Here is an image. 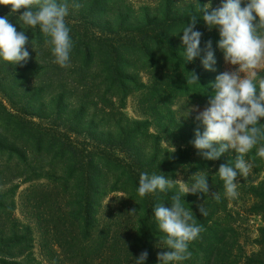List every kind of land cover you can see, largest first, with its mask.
I'll return each mask as SVG.
<instances>
[{
    "label": "trees",
    "instance_id": "16d2710c",
    "mask_svg": "<svg viewBox=\"0 0 264 264\" xmlns=\"http://www.w3.org/2000/svg\"><path fill=\"white\" fill-rule=\"evenodd\" d=\"M86 1L89 21L84 19L105 25L108 33L87 41L82 63L76 64L81 66L80 74L98 72L100 66H105L100 86L112 88L111 98L118 101V110L123 111L128 97L140 93L139 106L146 117L135 121L120 114L123 127L119 138L110 142L111 154L102 152L91 157L86 146L65 134L50 136L38 131L32 121L17 118L14 114L17 110L12 107L7 110L0 103L5 122L12 126L13 135L18 133L15 138L11 135L9 142L6 138L0 154L8 155V163L15 159L14 171L19 167L29 169L9 175L0 185L9 186L0 192V264H134L132 258H138L143 251L148 252L147 264H157L158 253L168 250L156 247L161 233L152 216L154 200L150 196L129 195V186L135 185L137 191V173L141 171L161 172L187 183L192 175L204 170L208 171L207 182L214 183L209 186V194L203 195L202 200L199 194L184 197L203 227L199 239L189 245L191 257L184 264H264V158L257 157L255 150L249 153L251 172L234 181L239 183L238 193L244 204V209H239L237 202L230 204L232 200L225 197L222 181L218 177L210 178L221 164L235 160V152H226L218 161H206L196 150L191 152L183 145L184 141L190 142L196 130L204 129H200L201 124L198 128L188 125L182 121L183 116L171 109L179 99L184 101L183 109L203 110L206 106L207 97L201 95L206 89L201 87L207 88L217 75L225 72L223 54L216 49L218 33L209 32L202 20L194 29L202 33L201 48L205 42L212 41L216 71H205L199 58L183 68L179 31L192 14L200 18L194 0H146L153 5H142L136 11L130 0ZM197 2L203 6L209 0ZM211 3L212 8H217L221 0ZM9 11L10 6H0V16L8 15ZM20 30L18 27L17 31ZM26 35L33 41L34 50L29 47L33 59L20 67L10 65V73L4 74L0 69L2 80L11 88L19 82L27 84L26 75L41 79L42 75L66 72L53 62L38 30ZM39 54L42 57L37 58ZM193 71L201 87L186 82L187 72ZM140 74L146 76L145 83L138 79ZM258 75L264 76V70ZM90 77L87 76L89 81ZM41 88V95L48 93V88L52 92L49 83ZM80 90L77 115L82 117L86 104L103 96L93 95L90 86H81ZM61 100L57 97L58 104ZM150 129L154 131L149 133ZM13 138L23 141L24 146L19 148ZM136 140L148 143L144 153L134 149ZM130 160L136 165L134 171ZM212 165L216 169L210 170ZM15 181L37 183L24 191L27 196L19 204L15 201L19 187L13 184ZM116 193L122 196L107 199ZM214 193L220 194L219 202L211 200ZM20 204L35 214L39 238L34 237L32 224L16 218ZM202 204L208 212L204 217L198 211ZM231 205L236 208L232 210ZM133 210L136 215H129ZM252 216L260 217L262 224L254 239L249 236L247 225Z\"/></svg>",
    "mask_w": 264,
    "mask_h": 264
},
{
    "label": "clouds",
    "instance_id": "9594fccd",
    "mask_svg": "<svg viewBox=\"0 0 264 264\" xmlns=\"http://www.w3.org/2000/svg\"><path fill=\"white\" fill-rule=\"evenodd\" d=\"M194 2L200 18L192 14L179 31L183 68L199 58L205 71H216L212 41L201 48L202 33L194 30L202 20L209 32L218 33L216 49L235 70L220 73L207 88L201 87L195 71L187 72V83L206 89L201 95L207 97V103L203 110L186 107L184 117L198 113L195 119L204 130L195 131L191 144L202 159L218 161L234 150L235 160L221 164L215 177L222 181L225 197L236 199L239 183L234 181L238 176L247 177L252 170L248 154L255 150L257 157L264 158V123H260L264 120V76L258 75L264 70V0H221L217 8H212L211 0L203 6ZM0 6H10L9 14L0 16V62L13 67L26 63L29 47L34 50L26 32L36 29L44 37L43 44L50 49L53 62L60 67L70 66L74 42L67 18L70 7H80L76 0L71 5L68 0H0ZM207 179V170L196 172L187 183L161 172L139 174L138 196L154 200L152 216L161 233L156 247L168 250L158 253L157 264H184L190 259L189 245L199 239L203 227L184 197L207 196ZM220 199L219 193L212 194L211 200ZM198 211L203 217L208 214L204 204L198 206ZM136 213L133 210L129 215ZM132 260L134 264H147L148 252Z\"/></svg>",
    "mask_w": 264,
    "mask_h": 264
},
{
    "label": "rangeland",
    "instance_id": "374dc122",
    "mask_svg": "<svg viewBox=\"0 0 264 264\" xmlns=\"http://www.w3.org/2000/svg\"><path fill=\"white\" fill-rule=\"evenodd\" d=\"M68 2L71 5L73 0H68ZM76 2L80 4V7L78 9L70 7V15L67 18L68 25L71 29L70 35L74 42V48L71 55L70 66L63 68L66 72L63 74L58 72V75H42L41 79H36L33 78L31 75H26L25 78L27 79V84H22V82H19L20 84H22V86L18 83L12 88L8 86L7 81L2 80V75L0 74V103L7 110H10L11 107L14 110H17V113L14 112L17 118L21 117L25 121H32L38 131H43V133L48 134L50 136L54 134H65L67 137H69V139H73L75 143L86 146L85 148L89 150V156L97 157V154L102 152L111 154L112 151L110 142H113L114 139L119 138V131L123 127L120 114L123 113L126 115L127 118L135 121H143L146 116L141 114V107L139 106V100L141 99L140 93L128 97L125 100L123 111L120 112L118 110V101L116 99L111 98L114 93L112 88L110 86H100L102 85V82L100 81L104 79L102 77V74L106 69L105 66H100L98 72L89 71V73L80 74V72L82 71L80 69L81 66H77L76 64L81 62V58L83 59L82 52L88 45L87 41L93 39L95 36H99L100 34L108 33V29H106L105 25L103 24L97 25L96 23L88 22L89 20L87 18L89 16L87 12L86 0H76ZM129 3H131V6L133 7L134 11H136L142 5L150 6L152 4H150V2H146V0H132V2L130 0ZM21 10L23 11V9ZM84 17L88 21L85 20ZM96 22L98 21L96 20ZM112 29L114 30V28ZM30 56L28 62L26 63H29V61H31L30 58L32 57ZM36 57L38 58L42 56L39 54V56ZM12 67H10V65H7L6 63L0 62V69L1 72L4 74L10 73ZM15 67H20V65H17ZM91 69H93V67H91ZM233 69V66H230L228 64H225L224 66L225 71H232ZM90 75L91 77L89 81L87 79V76ZM138 76V79L145 83V81L147 80L146 76L144 74H140ZM48 83L49 86L52 88V92L50 93V89L48 88V93H46L45 95H41L39 93L42 89L41 87L45 85L47 86ZM81 86H90L93 95H96V97L97 95L103 97H98V100H95L94 102L88 101L89 103L86 104L87 109L84 113V116L79 117L77 113L79 111V101L81 100ZM32 94L33 97L32 99H30V95L32 96ZM57 97H61L62 103L59 101L58 104ZM92 103H94L95 105ZM183 108L184 101L182 99L174 101L173 105L171 106L172 111L178 112V115L184 117L186 115L187 109ZM197 114L198 113L194 111L190 113L187 117H184L182 121H184L188 125L193 124V128H198L200 122L195 119ZM26 117H29V119ZM202 127L203 126L201 125L200 129ZM11 129L12 126H9L5 122L2 110H0V146L4 145V142H6V138L8 139V142L9 139L11 140V135H13ZM153 131V129H150L149 133H152ZM17 135L18 133L15 132L13 135L14 138ZM191 141H184V143L186 144L183 145H186L185 147L191 152H195ZM15 142L17 143V146L19 148H21V146H24L23 141L15 140ZM133 146L134 149L139 150L142 154L146 150V148L144 149V146H148V143H145L144 141L139 142L136 140ZM27 147L28 145L25 147V149ZM9 159L10 158H8V155L0 154V185L3 184L5 179H7L9 175L13 173L19 175L20 173H22V171H29V169L24 166V168L19 167L17 168V170L15 169L14 171L13 169L16 161L14 159L13 161H11V163H8ZM129 164L132 171L136 170V165L134 161L130 160ZM31 167L35 168V166L33 165H31ZM213 169L216 168L212 165L210 170ZM217 171L218 170H216L210 178L215 179ZM141 172L135 173L140 174ZM39 183L41 184L43 182H38V184ZM207 183L209 186L214 185L212 181ZM13 184H18L19 186L15 195V201L18 204L20 201L24 202V198L27 196L24 191L26 189H29L33 185H37V183L23 184L19 181H15L13 182ZM8 187L9 186H0V192L7 190ZM135 187V185L129 186V195L133 196L137 194ZM115 196L121 197L122 195L120 193L111 194L107 197V199H112ZM202 196L203 195L199 194L198 198L202 200ZM240 199L242 198L241 196L239 197V195L236 199H229L232 200L230 204L237 202L236 206L239 207V209H244V204L240 201ZM234 207V205L229 206V208H232V210H234ZM15 216L21 222L24 221L32 224L33 229L35 231L34 237L39 238L37 234L38 226L35 220V214L31 213L30 208L27 209L21 204L18 205L15 211ZM250 220L251 221L247 223L249 236L254 239L257 236V229H259L262 224L260 221V217L257 216L250 217Z\"/></svg>",
    "mask_w": 264,
    "mask_h": 264
}]
</instances>
